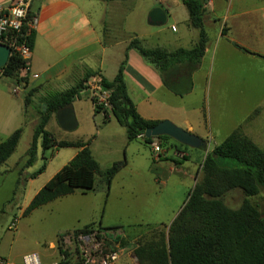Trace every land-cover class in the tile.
Segmentation results:
<instances>
[{
  "label": "rangeland",
  "instance_id": "374dc122",
  "mask_svg": "<svg viewBox=\"0 0 264 264\" xmlns=\"http://www.w3.org/2000/svg\"><path fill=\"white\" fill-rule=\"evenodd\" d=\"M161 7L170 13L166 25L149 26V13ZM128 11L130 13L126 14ZM206 11L205 27L211 46L209 43L204 63L202 60L192 77L196 88L195 97L204 93L199 99L203 100L204 109L206 107V114L204 112L200 122L204 128L203 137L200 138L206 143V150H192L194 154L189 164L195 172L196 166L198 168L207 153L239 128L264 150V0H207ZM188 18L187 9L181 0H164L161 4L158 0L116 1L110 4L104 38L110 42L111 37L115 40L129 39L128 33L119 32L120 28L114 30L115 26L126 24L131 33L163 31V45H168L171 37L188 32L189 38L176 41L174 46L190 47L194 34L185 28L184 20ZM223 29H226L225 36L222 35ZM195 36L199 39V34ZM226 36L231 37V40L236 39L239 49L229 43L230 39L227 42ZM47 63L46 57L34 64L40 69ZM38 91L30 98L26 110L25 99L28 94L23 85L18 86L14 79L0 76V143L16 130L22 129L16 152L0 167V258L13 263H20L26 255L31 254L38 255L43 263L53 262L60 256L75 260L78 257L77 243L72 242V245L67 246L61 242L84 230L83 226L90 221L98 203L97 200L83 199L78 194L62 197L24 216L37 190L43 188L51 175L68 162L67 153L73 150L59 149L61 154L56 156L55 148L43 150L40 139L38 157L32 165H27L28 151L44 102L39 99L42 93ZM54 121L47 127L52 136L57 141L65 138L75 142H90V149L103 170L126 161V167L116 175L107 197V216L110 221L106 220L105 224L111 225H104L103 229L118 230L111 231L113 234L105 241V251L118 252L119 255L121 251L125 252L126 260L114 264H140L134 255L138 246L140 249L143 246H156L161 240L167 243L169 238V227L149 232L147 225L172 224L185 205L194 186L193 181L188 176L175 173L159 177L160 182H166V185L156 182L158 175L151 172V167H155L151 148L141 142H129L126 129L114 118L105 125L100 117L94 121L89 112L81 119L80 127L72 132L61 130ZM45 163L49 164L47 173L31 181L33 173ZM180 170L183 173L186 171L184 168ZM202 175L201 165L196 184ZM246 199L264 217V190L248 198L241 190L234 189L223 197L225 205L233 210L239 209ZM110 207L119 208V212H110ZM13 222L17 224L16 229L10 230L9 226ZM119 228L125 231L134 228V232L142 233L134 239L117 235L115 232ZM94 229L100 232L99 227L91 228Z\"/></svg>",
  "mask_w": 264,
  "mask_h": 264
},
{
  "label": "trees",
  "instance_id": "16d2710c",
  "mask_svg": "<svg viewBox=\"0 0 264 264\" xmlns=\"http://www.w3.org/2000/svg\"><path fill=\"white\" fill-rule=\"evenodd\" d=\"M99 1L110 3L125 0ZM181 1L188 12L189 26L199 31V39L192 49L180 48L170 51L162 47L150 48L144 40L131 37L125 60L112 81L96 72H88L76 86L64 92L50 94L44 100L28 151L27 165L36 161L40 139L44 151L50 148H77L80 151L36 194L24 211V216L78 190L83 194L94 191L98 176L103 178L106 189L109 190L114 178L126 164L125 161L115 163L111 168L102 171L89 148L90 142L57 141L46 130L51 118L58 111L72 106L74 100L88 89L87 83L92 78L100 77L101 86L109 93L110 104L109 109L95 107V112L103 113L106 122L114 118L126 129L129 142L140 141L146 146L151 143L152 139L139 140L138 136L159 122L144 120L128 95L124 70L130 50L137 51L148 64L159 71L164 86L170 92L179 97L192 93L193 74L199 69L210 43L205 27L207 0ZM35 16V13L30 11L28 19L31 20ZM26 32L27 27L24 26L20 35L22 41ZM222 34L226 35V29L222 30ZM36 36L37 32L32 30L26 38L31 52L35 47ZM29 62L28 58L14 51L7 65L0 70V74L14 79L26 88L29 83ZM24 71H27L25 76L22 75ZM35 92L37 89L28 92L26 107ZM21 137L22 129H18L0 143V167L15 153ZM157 139L163 147L167 145L166 141L173 140L166 136ZM175 143L188 149L176 141ZM205 148L206 143L202 149ZM45 168L46 163L31 179H36ZM202 173V179L190 191L184 207L169 226L167 243L161 240L156 246H143L144 249L138 246L139 249L134 254L140 264H264V217L247 199L237 210L228 208L223 201V197L234 189L241 190L248 198L255 197L264 190V150L239 128L207 153L202 164ZM92 227L86 226L81 233L93 232ZM165 227L167 228L165 225L160 226L158 229ZM154 229L156 227H150L148 230L150 232ZM99 230L110 232L118 229L99 227Z\"/></svg>",
  "mask_w": 264,
  "mask_h": 264
},
{
  "label": "crops",
  "instance_id": "0c3cea01",
  "mask_svg": "<svg viewBox=\"0 0 264 264\" xmlns=\"http://www.w3.org/2000/svg\"><path fill=\"white\" fill-rule=\"evenodd\" d=\"M18 1L19 0H0V7L6 8L16 4ZM158 2L161 4V2H164V0L161 1L158 0ZM112 3L113 2L107 3L99 0H34L33 1L30 11H32L36 15L35 18L37 19V25L35 27V31L37 32V36H36V43L34 49L30 53V55L26 57L30 60L29 71H28L29 83L26 88L25 86H23L25 91H27V94L29 91L33 89H38L39 90L38 92L42 93L39 99L41 101H44L50 94L64 92L76 86L82 81V79L85 77V75L88 72H96L100 76L106 78L107 80L112 81L116 77L121 63L125 60L126 48L128 42L131 39V37L134 36L144 40L146 46L150 48L162 47L170 51L177 50L180 48L192 49L198 41V38L195 36V34H199V31L198 30L196 31L195 29L191 28L189 26V19H186L184 20L186 30L189 32L191 31L193 32L192 34H194V37L191 38L190 40L191 43L190 47L174 46L176 41L178 42L183 39L189 38L188 32L184 33L181 36L180 35L175 36L174 38L171 37V39L169 40L170 43L168 45L165 44L163 45L161 44L163 31L158 30L155 32H145L140 34H138L135 31L131 33L128 32L129 30H127L126 24L124 25L121 24L120 27L115 26L114 30L118 31V29L120 28L119 32H123V33L126 32V34L128 33L130 37L129 39L118 40L117 38L115 40L112 39L113 37H111L112 42L107 41V44H105L106 37L104 38V35H106L105 34L107 27L106 24L109 22L108 12L110 9V4ZM129 13L130 12L128 11L126 14ZM169 18H170V13L169 14L167 13V21ZM227 38L228 37L226 36L225 40L229 42V39L231 40V37L228 39ZM235 42L236 39L232 38V40L229 43L234 48L239 49L238 45H236ZM206 56L204 57V60ZM46 57L48 60L47 66L43 65L39 69L38 68L39 66L35 65L34 63H37L39 59ZM35 67L37 68V71L35 70L36 69ZM24 72L27 74V71ZM124 76L127 85L128 95L133 101L134 105L136 106L138 114L144 120L154 121V122H162L168 120L173 122L178 127L194 135H197L201 138L203 137L204 128H202L200 122L201 119L203 118L204 112L206 111V107L204 109L203 100H199V99L204 95V93L200 94V96L198 97H195L196 95L195 86L192 93L184 97H179L173 94L164 86L159 71L153 65L148 64L143 59V57L140 56V54L135 50H130L128 52L127 64L124 70ZM95 82H100L99 76L92 78L87 83L88 89L82 92L80 97L76 98L72 103V108L74 110V114L77 120L76 129L80 127L81 119L85 118V116H87L89 112L94 121L96 120L97 117H100L102 122L105 125L107 124L106 121L104 120L105 115L103 113H96L94 104L92 102L91 87ZM17 85L20 86L18 83ZM14 92H16V90H14ZM26 110L25 113L27 112ZM53 120H55L54 122H57L56 115L51 118L49 123H51ZM107 122L110 124L112 121L110 122L109 120ZM62 141H69V140H66L64 138V140ZM69 142H75V141H69ZM82 142L85 141L82 140ZM135 142H140V141H135ZM166 142L167 145L164 147L162 146L163 153L161 154V156L158 159L154 158L155 167L153 168L151 167V172L152 173L156 172L158 175L155 181L161 184L162 182H160L159 177L161 178V177H165L166 175H172L178 173L181 176H188L193 181L194 183L193 188H194L196 185V177L198 175V170L200 166L203 164L205 159L202 162H200L198 168L196 166V172H195L194 167L189 164L192 158V154H194L191 152L192 150L195 149H190V148L184 149L176 145L174 140H168ZM67 149H73L71 153H67L69 154L68 162H66L63 166L59 167L51 175V177L46 182V184L51 179H53L55 175L64 166H66L80 151V149L77 148H67ZM55 150H57V154L55 155L60 156L61 151H59V149L57 148H55ZM91 152L94 156L92 150ZM178 152L186 153V158L184 160L178 158L177 156ZM182 161L186 163L184 164L182 163ZM49 164L48 165L46 164L45 171L37 178L47 173V171L49 170ZM126 165L127 163L125 164V167ZM181 168H184L186 171L184 173L181 172L180 170ZM101 170L105 171L102 168ZM98 178L100 179L99 183L97 182ZM30 180L34 181L35 179H30ZM162 185H166V182H163ZM193 188L191 189V191L193 190ZM41 189L42 188L37 190L35 196ZM110 190L111 187L107 191L106 186L104 185L103 178L98 176L96 178V187L94 191L88 192L86 194H83L82 192L79 193L75 192L71 195H68V196H75L80 194L81 198L83 199L87 198L88 201H94V200L98 201L97 205L94 207L93 215L90 221H87V223H85V226H83V228L92 225L96 227H101L103 229L104 225H106V227L111 225V224H105L106 220L110 221V217L108 218L107 216V207L109 204L107 197L109 195ZM105 191H107V193ZM110 212L112 213L119 212V208H111ZM180 212H178L177 215L175 214L176 216L174 219L177 218ZM153 225L154 226L147 225V227H149L148 229H150V227L158 228L164 225L167 226L166 224H153ZM133 229L129 231H125L121 228L118 232L120 233V235L126 237L130 236L131 238L135 239L142 232L137 233L134 232ZM122 252L123 251H121L119 255L118 261L120 262H122L126 258L125 252L123 253ZM129 255L130 254H128L127 256Z\"/></svg>",
  "mask_w": 264,
  "mask_h": 264
},
{
  "label": "built area",
  "instance_id": "2783aa9c",
  "mask_svg": "<svg viewBox=\"0 0 264 264\" xmlns=\"http://www.w3.org/2000/svg\"><path fill=\"white\" fill-rule=\"evenodd\" d=\"M34 0H19L16 4L3 8L0 7V45H6L12 52H18L25 58L31 53L30 48L26 44V38L32 30H35L37 19L34 17L29 20L28 16ZM27 27V32L23 41L20 39L23 27ZM2 76V74H0ZM92 99H94V107H101L102 109H109L108 102L109 93L103 89L100 82L93 83ZM145 133L138 136L139 140L145 139ZM152 141L149 147L152 150L154 158L158 159L163 153V147L157 138H151ZM178 158L184 160L186 153L178 152ZM16 222L10 226V230L16 229ZM120 235L119 232H115ZM113 233L107 231H93L92 233H77L76 236H69L65 243L72 245V242L78 245V257L73 260L60 256L50 263H43L41 258L36 254L26 255L20 263H13L0 258V264H114L119 260L118 252L105 251V241Z\"/></svg>",
  "mask_w": 264,
  "mask_h": 264
},
{
  "label": "water",
  "instance_id": "95a60500",
  "mask_svg": "<svg viewBox=\"0 0 264 264\" xmlns=\"http://www.w3.org/2000/svg\"><path fill=\"white\" fill-rule=\"evenodd\" d=\"M147 21L148 25L152 27L165 26L167 23V13L162 8H155L149 13ZM10 56L11 49L6 45H0V70L7 65ZM56 119L60 128L66 132H72L77 128V120L72 106L58 111ZM145 136L147 139L166 136L195 150L202 149L205 146L203 139L168 120L159 122L155 127L147 129Z\"/></svg>",
  "mask_w": 264,
  "mask_h": 264
}]
</instances>
